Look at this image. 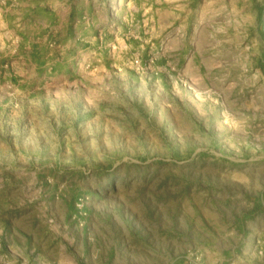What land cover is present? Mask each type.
Segmentation results:
<instances>
[{
	"label": "rangeland",
	"instance_id": "1",
	"mask_svg": "<svg viewBox=\"0 0 264 264\" xmlns=\"http://www.w3.org/2000/svg\"><path fill=\"white\" fill-rule=\"evenodd\" d=\"M264 0H0V264H264Z\"/></svg>",
	"mask_w": 264,
	"mask_h": 264
},
{
	"label": "trees",
	"instance_id": "2",
	"mask_svg": "<svg viewBox=\"0 0 264 264\" xmlns=\"http://www.w3.org/2000/svg\"><path fill=\"white\" fill-rule=\"evenodd\" d=\"M258 209L262 211L264 210V206H260Z\"/></svg>",
	"mask_w": 264,
	"mask_h": 264
}]
</instances>
